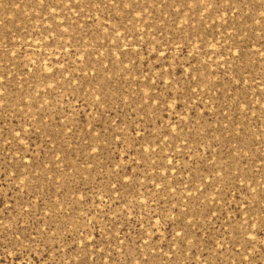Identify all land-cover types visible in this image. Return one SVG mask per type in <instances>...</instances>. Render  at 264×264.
Segmentation results:
<instances>
[{
	"label": "rangeland",
	"instance_id": "374dc122",
	"mask_svg": "<svg viewBox=\"0 0 264 264\" xmlns=\"http://www.w3.org/2000/svg\"><path fill=\"white\" fill-rule=\"evenodd\" d=\"M211 2L189 10L180 0H140L144 10L128 17L89 0H63L55 12L52 0H0L2 138L22 124L35 127L21 145L32 167L10 179L15 141H0V264H145L127 252L151 215L139 201L160 213L158 199L166 217L192 226L183 253L178 246L173 256L169 232L180 229L169 220L157 225L153 255L143 250L147 264H264V231L246 223L264 218V0ZM101 94L105 103L95 100ZM210 172L219 173L212 184ZM118 179L119 194L105 197L114 209L108 219L126 215L108 236L97 235L91 224L103 229L104 218L81 212L105 210L98 197ZM85 193L87 203H72ZM78 230L103 239L104 253L83 256ZM128 232L123 254L115 241L108 248ZM246 233L256 240L245 242Z\"/></svg>",
	"mask_w": 264,
	"mask_h": 264
},
{
	"label": "snow or ice",
	"instance_id": "6c2138e0",
	"mask_svg": "<svg viewBox=\"0 0 264 264\" xmlns=\"http://www.w3.org/2000/svg\"><path fill=\"white\" fill-rule=\"evenodd\" d=\"M63 0H52V11L55 12V4L57 3H62ZM163 2V0H162ZM39 3L44 6L46 3V0H39ZM90 4H93L98 10L103 11V9L100 8V5L104 6L105 8L108 7H112L115 6L117 9H119L121 12H123L124 15L128 16V17H132V14L135 12H141L144 9L140 8V0H89ZM180 3L182 5V7H189V10L191 9H195L197 8L199 5H208L211 2V0H180ZM224 3L229 4L230 6L232 5V0H224ZM215 6L216 8H219V0H216L215 2ZM182 8H178L176 9L177 12H180ZM210 9L204 7L203 11H209ZM261 17H264V12L260 13ZM53 19H55V17L53 16ZM257 23H259V21H257ZM69 27H71V25H69ZM64 31H67V28L64 29ZM116 32L118 33V29L116 30ZM127 50H122L121 51V55H124L125 52ZM12 56H15V53H11ZM161 55H164V53H161ZM167 58V57H165ZM133 64H135V60L131 61ZM33 63H35L33 61ZM121 63H123V61H121ZM107 66L105 65V68ZM67 71V69H66ZM81 71L83 72L84 69L81 68ZM96 72L92 73V76L95 77L96 76ZM88 75L87 72H84V76L86 77ZM74 80H78V79H82L81 77H73ZM69 83H72V81H69ZM153 84H155V81H152ZM191 83V82H190ZM4 85V77L0 76V109H4L5 108V87ZM47 87L49 88H54L55 85L49 84L47 85ZM82 87V85H81ZM196 87H199V84L196 85ZM196 89L193 88L192 92L195 93ZM39 95V94H38ZM148 99L151 100H155L156 97L153 96H149ZM189 100L192 99V96L188 97ZM95 100L96 101H100L101 103H105L106 101L102 100V94L101 95H96L95 96ZM27 107V105H25ZM110 111V109H109ZM103 115V113H102ZM181 120H183V117L180 118ZM135 131V129H133ZM4 129L2 127H0V141H4L5 143L11 145L13 144V141H15L14 144V148H15V152L14 155L18 158V163L15 165L16 167V171L12 172L10 170H7L8 173V179H10L13 176H17L18 173H20V168L23 167L24 169H30L32 167V164L24 159L23 155H21V153H25L28 152V148H22L21 145L24 143L25 140L31 141L32 139V132L35 131V127L31 124H29L27 127L24 126V124H22L19 128V130H13L11 135H12V139H3L2 138V133H3ZM68 131H71V129L69 128ZM172 131H175V128L172 129ZM181 131H183V128L181 127ZM168 133L165 132V136ZM137 135H139V133H137ZM47 139H51V136H48ZM47 139L45 141V144H47ZM115 139H119V136H116ZM159 139V138H158ZM147 142V141H146ZM187 143V142H186ZM0 148H3L2 146H0ZM93 151H98V149L93 148ZM145 151H147V149H145ZM154 151V150H153ZM169 163H171V161H169ZM4 169L3 172H0V176L4 175ZM223 171V170H220ZM219 174V173H216ZM214 173L210 172L209 176L212 177V180H210L208 183L212 184L215 181V175ZM115 175L119 176V173H115ZM125 176H127V172H125ZM222 178V177H221ZM236 180H238L241 184H243L244 180L246 179V177H235ZM2 182V181H0ZM135 183V177L132 178V181L130 182L129 186H131V184ZM117 184H121V187H123L124 185L121 183V180L118 179L116 181V183H113L110 185V187L108 188V190L106 192H103L98 199L101 201H104L105 203V210H99V211H94V209L89 208L86 210V213L84 211L81 212L82 216L88 215V216H101L104 218V228L103 229H99L97 227V223H92L91 227L93 229H96L97 235H102V236H108L109 233L112 232V230L114 228H116L117 224L120 223L121 219H123V217L126 215V212H124L123 210L119 213V214H114L112 219L109 220V213L110 212H114V209L112 208V206L110 204L107 203V200H112L113 196H112V192L115 191L117 194H119L120 189L117 188ZM157 188H160L161 185L157 184L156 185ZM260 187V185H257V187L254 188H250L249 191L251 193H257L258 188ZM168 188H170V185H165V187L162 189V191L167 192ZM173 192H175V189H171ZM197 192H200L201 194L203 193V189L197 188L196 189ZM217 194H220V191L217 190ZM189 196L192 195V192L189 191L188 193ZM105 197H107V200H105ZM264 199V198H262ZM120 200H123V197L120 196ZM87 194L85 193L84 196H81L80 200L77 201H72L73 204H82V203H87ZM125 203H127V201H124ZM156 204L158 206L161 207V211L160 213H157L155 209H150L149 208V204L147 203V201H139V205L144 208V209H149L151 211V215L147 217V224L148 227L147 229H145L144 232H139L137 231L136 233V239L134 241H132V244L134 246L135 252L133 253V249L128 247V256L135 254L137 255V253H139L142 257V259L145 261V264H147V257L144 255L143 250L147 249L148 254L153 255V250L157 247L156 245V241L153 239V236L155 234L156 231V226L161 224L162 221L165 220H169L171 221V223H169L167 225L168 228H171L173 225H176V227H178L180 230L176 231L175 235H172L171 232H169V236L171 237V239L168 241V247H169V251L172 252L173 256L177 255V252L174 251V249L176 247H180V254L183 253L184 249L182 246L185 245V242L188 240V232L186 231L187 228H190L192 226V220L191 219H187V214L185 213H181V216L184 217V219H187V224H184L183 220H179V223H177V220L179 218L177 217H166L164 215L165 212L168 211V209L166 207L163 206V202L161 200H156L155 201ZM92 204L98 208V204L96 203L95 200L92 201ZM23 211L22 214L24 213H28L31 214L29 212L28 209H24L23 205H21ZM119 207V204L118 206ZM137 207L136 203H131L129 205V209L130 210H135V208ZM75 210V209H74ZM194 218V217H193ZM132 218L129 217V220H131ZM141 224L138 225V227H143V220L144 217H141ZM153 221H155V223H153ZM134 223V221H133ZM248 227L251 229H254L255 231H264V218L260 217L259 215H257L256 220H253V223H251L249 225L248 221L246 222ZM131 225L129 223H125V227L128 228ZM163 226V225H162ZM149 229L151 231H149ZM79 232V230H78ZM247 238L245 239L246 241H255L256 240V235L255 234H249L246 233ZM79 236L81 237V244H80V249L83 250L85 248V245L88 246V251H82L83 256H87V257H92L94 260L96 259L95 255H90V253L95 252V253H104V249L101 247V244L104 243V240L101 239L99 242H96L95 237L93 236L92 232L88 233V238H84V233L83 232H79ZM145 236H147V238H145ZM17 239H19V237H17ZM131 239V232H128L127 234L124 235V238L121 239L120 238V234L116 233L112 238H110L107 242V246L108 248L112 247L113 241H115L117 250L123 254L124 253V246H125V241L130 240ZM138 242V243H137ZM65 245H67L69 242L68 241H64L63 242ZM73 243H75V241H73ZM260 244H264V242H259ZM221 247H223L221 245ZM91 249V250H90ZM253 252L257 251V249L253 248L252 249ZM111 252L109 251L107 253V259L109 260L111 258ZM165 255H167V253H165ZM105 257H102L101 260H103ZM244 261H248L249 260V256H244L243 257Z\"/></svg>",
	"mask_w": 264,
	"mask_h": 264
}]
</instances>
